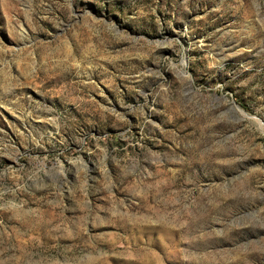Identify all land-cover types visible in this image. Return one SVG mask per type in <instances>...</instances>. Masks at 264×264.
Listing matches in <instances>:
<instances>
[{"label": "rangeland", "instance_id": "374dc122", "mask_svg": "<svg viewBox=\"0 0 264 264\" xmlns=\"http://www.w3.org/2000/svg\"><path fill=\"white\" fill-rule=\"evenodd\" d=\"M0 264H264V0H0Z\"/></svg>", "mask_w": 264, "mask_h": 264}]
</instances>
